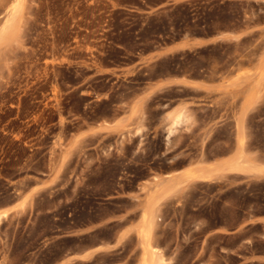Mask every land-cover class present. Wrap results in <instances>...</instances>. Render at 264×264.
<instances>
[{"label":"rangeland","instance_id":"1","mask_svg":"<svg viewBox=\"0 0 264 264\" xmlns=\"http://www.w3.org/2000/svg\"><path fill=\"white\" fill-rule=\"evenodd\" d=\"M185 1L0 0V34L20 3L0 36V264L110 243L66 264H144L148 243L164 264H236L253 235L264 253L246 231L264 214V0H207L206 38L154 27Z\"/></svg>","mask_w":264,"mask_h":264},{"label":"trees","instance_id":"2","mask_svg":"<svg viewBox=\"0 0 264 264\" xmlns=\"http://www.w3.org/2000/svg\"><path fill=\"white\" fill-rule=\"evenodd\" d=\"M220 1L207 3V0H189L174 6L167 16L160 17V23L154 27L157 30L169 29V22L177 30L175 38H180L188 31L191 35L197 37H209L214 31V25L222 18L220 12L223 6L219 5ZM157 17H153L152 22H156ZM224 27V26H222Z\"/></svg>","mask_w":264,"mask_h":264},{"label":"crops","instance_id":"3","mask_svg":"<svg viewBox=\"0 0 264 264\" xmlns=\"http://www.w3.org/2000/svg\"><path fill=\"white\" fill-rule=\"evenodd\" d=\"M141 215L142 212L140 214V219H141ZM247 225H248V229L246 230L247 232H249L250 226H255V225H261L264 231V214L254 216L253 219H251ZM235 233H236L235 231L229 232V235H234ZM249 236L250 235L248 234V237ZM249 238H251V240ZM249 238L248 239L241 238L240 241L235 246L229 249L231 254L235 255L239 259L236 264L264 263V253H256L252 248L253 243L257 241V237L253 235ZM117 245H118L117 243L96 245L93 248H90L84 252L72 254L69 257L61 260L58 264H66V263H70L71 261H80L82 259H86L87 257H90L91 255H96L98 253H102L106 251H113L117 248ZM142 251L143 249L139 247V252L141 255H142ZM245 251L248 252V255H243V252ZM216 264H218V262Z\"/></svg>","mask_w":264,"mask_h":264},{"label":"bare ground","instance_id":"4","mask_svg":"<svg viewBox=\"0 0 264 264\" xmlns=\"http://www.w3.org/2000/svg\"><path fill=\"white\" fill-rule=\"evenodd\" d=\"M12 6H13V4H12ZM12 8V7H11ZM19 9H20V3H17V4H15L14 6H13V8H12V13H10L11 15H12V17L10 16V19L9 20H7V22H6V25L4 26V28L1 30V34H0V36L2 37L3 36V34L6 32V30L11 26V24H12V22H13V20H14V17H16L17 16V14H18V12H19ZM11 10V9H10ZM179 120H181V118L179 119ZM242 156L240 155V156H238L236 159H234L233 161H227V162H224L223 164H222V168H223V170H236V169H239V168H241L242 167V165H244V164H246V161L245 162H243L242 161ZM203 173V172H202ZM192 177H195V178H202V179H207V178H209L210 176L208 175V176H201V175H199V174H197V173H194V174H192L191 175ZM168 183V182H167ZM172 183V182H171ZM162 184V183H161ZM166 186V185H165ZM166 188H167V186H166ZM165 189V187H160L159 186V189L158 190H156L155 192H154V194L155 193H157V192H160V191H163ZM168 190H169V188H168ZM171 190V189H170ZM164 192V191H163ZM162 192V193H163ZM154 194H152L151 195V198H150V200L153 198V196H154ZM165 194V193H164ZM5 216H7V212H3V213H1L0 214V218L1 217H5ZM141 218H142V222L144 223V226L142 227V233L144 234V237L145 238H147V239H149V235H150V231H151V221H150V219H149V214L146 212V211H144L143 213H142V215H141ZM148 249H147V251H148V253H147V257H146V259L144 260V264H164V261H163V259L162 258H160V256L158 255V253H157V249L155 248V247H152L149 243H148V247H147Z\"/></svg>","mask_w":264,"mask_h":264},{"label":"water","instance_id":"5","mask_svg":"<svg viewBox=\"0 0 264 264\" xmlns=\"http://www.w3.org/2000/svg\"><path fill=\"white\" fill-rule=\"evenodd\" d=\"M198 38V37H197ZM206 38V37H205ZM180 40L176 41V42H179Z\"/></svg>","mask_w":264,"mask_h":264}]
</instances>
